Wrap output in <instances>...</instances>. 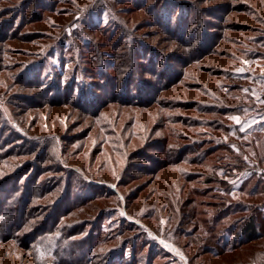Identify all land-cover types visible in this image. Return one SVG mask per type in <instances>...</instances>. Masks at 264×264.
<instances>
[{
	"label": "rangeland",
	"instance_id": "374dc122",
	"mask_svg": "<svg viewBox=\"0 0 264 264\" xmlns=\"http://www.w3.org/2000/svg\"><path fill=\"white\" fill-rule=\"evenodd\" d=\"M262 187L264 0H0V264H231Z\"/></svg>",
	"mask_w": 264,
	"mask_h": 264
},
{
	"label": "trees",
	"instance_id": "16d2710c",
	"mask_svg": "<svg viewBox=\"0 0 264 264\" xmlns=\"http://www.w3.org/2000/svg\"><path fill=\"white\" fill-rule=\"evenodd\" d=\"M233 154L234 150H232V155ZM232 166L231 168L233 171L239 170V163H236L233 167ZM241 188L243 189V186H241ZM262 190L264 191V187H262ZM251 191L255 194L256 190L252 188ZM234 201L236 203L235 205L234 202L231 201V216L243 214L241 217H238L239 219L231 221V232L237 227V225H240V230L237 234L239 238L238 243L231 244V247L228 249L225 248L227 245L222 246L221 249L224 251L220 254H226V251L230 249L227 253H231V264H239L240 262L238 261L241 260L239 258L240 256L241 258L245 256L248 259L246 264H264V249L261 245H258V242L264 239V205L256 203H241L238 200ZM217 218H221V215ZM257 254H259V258Z\"/></svg>",
	"mask_w": 264,
	"mask_h": 264
},
{
	"label": "snow or ice",
	"instance_id": "6c2138e0",
	"mask_svg": "<svg viewBox=\"0 0 264 264\" xmlns=\"http://www.w3.org/2000/svg\"><path fill=\"white\" fill-rule=\"evenodd\" d=\"M232 119H234V120H235V119H237V118H236V117H232Z\"/></svg>",
	"mask_w": 264,
	"mask_h": 264
}]
</instances>
